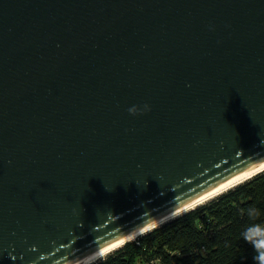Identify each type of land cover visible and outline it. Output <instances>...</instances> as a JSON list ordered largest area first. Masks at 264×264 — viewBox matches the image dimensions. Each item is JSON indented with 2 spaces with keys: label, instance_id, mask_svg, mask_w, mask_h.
Listing matches in <instances>:
<instances>
[{
  "label": "water",
  "instance_id": "water-1",
  "mask_svg": "<svg viewBox=\"0 0 264 264\" xmlns=\"http://www.w3.org/2000/svg\"><path fill=\"white\" fill-rule=\"evenodd\" d=\"M262 165L264 0H0V264H78Z\"/></svg>",
  "mask_w": 264,
  "mask_h": 264
},
{
  "label": "trees",
  "instance_id": "trees-1",
  "mask_svg": "<svg viewBox=\"0 0 264 264\" xmlns=\"http://www.w3.org/2000/svg\"><path fill=\"white\" fill-rule=\"evenodd\" d=\"M251 224L264 225V172L93 264H258L242 236Z\"/></svg>",
  "mask_w": 264,
  "mask_h": 264
},
{
  "label": "bare ground",
  "instance_id": "bare-ground-1",
  "mask_svg": "<svg viewBox=\"0 0 264 264\" xmlns=\"http://www.w3.org/2000/svg\"><path fill=\"white\" fill-rule=\"evenodd\" d=\"M264 168V165L262 166H259V167H256L255 169H252L251 171L243 174V175H240L234 179H232L231 181L225 183L224 185L216 188L215 190L205 194L204 196L198 198L197 200H195L194 202L190 203L189 205L185 206L184 208L180 209L179 211L175 212L174 214H172L171 216L161 220L160 222L138 232L137 234H134L132 236H129L128 238H126L125 240H122L120 242H117L115 244H112L102 250H100L99 252H97L99 254V258L96 259L95 261H92L91 260V256L86 258L85 260L81 261L80 263L78 264H92V263H95L96 261L100 260L101 258L105 257L108 253L114 251L115 249H118L119 247H121L124 243H126L127 241H133V240H136L139 236L143 235L144 233H147L148 231H150L151 229H153L154 227H157L161 224H163L164 222L166 221H169L171 220L172 218L176 217V216H179L191 209H194L196 208L197 206L205 203L206 201H209L210 199L218 196V194H220L221 192H223L224 190L228 189L229 187H231L232 185H234L235 183H237L238 181H241L243 179H245L246 177H249L250 175L256 173L257 171L261 170ZM95 253V254H97Z\"/></svg>",
  "mask_w": 264,
  "mask_h": 264
},
{
  "label": "clouds",
  "instance_id": "clouds-1",
  "mask_svg": "<svg viewBox=\"0 0 264 264\" xmlns=\"http://www.w3.org/2000/svg\"><path fill=\"white\" fill-rule=\"evenodd\" d=\"M150 111V108L147 104L143 105L142 109L137 106H132L128 109V113L131 116L141 115L145 112ZM257 214V209L250 208L248 210V215L255 216ZM245 242L251 243L253 249L256 252L254 259L258 264H264V225L260 224H251L248 226L242 234ZM99 258V254H93L91 260L95 261Z\"/></svg>",
  "mask_w": 264,
  "mask_h": 264
},
{
  "label": "rangeland",
  "instance_id": "rangeland-1",
  "mask_svg": "<svg viewBox=\"0 0 264 264\" xmlns=\"http://www.w3.org/2000/svg\"><path fill=\"white\" fill-rule=\"evenodd\" d=\"M153 264H159L158 262H155V263H153Z\"/></svg>",
  "mask_w": 264,
  "mask_h": 264
}]
</instances>
